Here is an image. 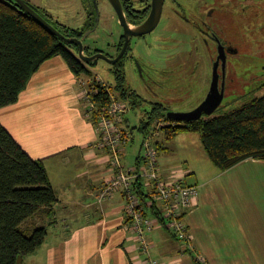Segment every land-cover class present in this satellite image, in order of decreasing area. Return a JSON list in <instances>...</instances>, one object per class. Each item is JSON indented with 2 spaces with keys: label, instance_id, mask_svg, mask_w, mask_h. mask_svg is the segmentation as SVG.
<instances>
[{
  "label": "crops",
  "instance_id": "crops-1",
  "mask_svg": "<svg viewBox=\"0 0 264 264\" xmlns=\"http://www.w3.org/2000/svg\"><path fill=\"white\" fill-rule=\"evenodd\" d=\"M83 75H75L63 57L54 56L31 75L16 102L0 107L1 125L32 159L43 161L57 196L56 203L40 208L22 227L27 232L50 228L36 250L44 264H148L122 192L96 201L114 174L108 149L97 145L101 135L94 117L85 115L77 94ZM178 135L161 131L155 137L158 167L165 178L176 173L183 184L197 186L183 218L193 249L186 250L184 242L155 225L153 256L159 264H201L197 255L208 264H264V160L248 158L220 171L208 164L204 150L202 169L190 163L180 167V158L168 155L175 152ZM133 140L131 132L127 149L128 142L120 150L127 167L141 163V145ZM70 158L71 167L66 165ZM36 251L24 256L25 264H37Z\"/></svg>",
  "mask_w": 264,
  "mask_h": 264
},
{
  "label": "rangeland",
  "instance_id": "rangeland-1",
  "mask_svg": "<svg viewBox=\"0 0 264 264\" xmlns=\"http://www.w3.org/2000/svg\"><path fill=\"white\" fill-rule=\"evenodd\" d=\"M66 1L39 0V3L43 2L45 4L43 7L54 16L52 20L65 24L70 33L73 30L82 31L88 26L89 21L94 22V17L89 19L83 14L75 16L55 14L57 9L60 11L64 9ZM106 7L108 6L104 3L100 5L97 26L83 40V44L90 50L99 48L114 55L116 50L112 43L121 28L116 24V18L105 13ZM74 8L82 9L81 3H75ZM212 10L216 16H223L229 20L232 18L231 29L227 28V33L222 37L224 41L232 42L237 51L227 57L225 95L222 103L211 115L204 114L203 117L231 113L239 109L250 96L264 94V0H241L238 4L236 0H179L177 3L166 0L157 26L146 34L132 37L130 45L134 56L129 62L130 49L124 59L128 84L144 98L143 102L137 103L125 114L133 129L136 147L142 144L144 134L138 131V128L145 121L144 111L150 110L151 102L161 103L168 111L187 113L205 100L211 86L212 65L216 52L206 46L201 38L202 34L200 35L193 27V23L190 24L176 11H181L186 17L201 18ZM54 24L59 26L57 22ZM200 25L204 26L203 23ZM59 27L65 31L62 26ZM138 61L141 63L139 69ZM91 68L93 72L85 76L86 78L97 74L106 81V84L108 81H115L112 66L106 60L99 59ZM141 71L142 77L139 76ZM129 142L125 146L126 149ZM161 145L168 147L164 142ZM175 147V152L168 155L180 158L178 166L186 167L187 163H190L197 169L203 168L205 152L200 133L194 131L179 133L175 138ZM207 162L214 168L209 159ZM73 164L72 158L66 163L69 167ZM49 230L47 226V231ZM49 239L50 237L47 238L45 246L49 244ZM36 252L37 264H44L42 252ZM24 258L19 264L27 262L28 259L24 261Z\"/></svg>",
  "mask_w": 264,
  "mask_h": 264
},
{
  "label": "trees",
  "instance_id": "trees-1",
  "mask_svg": "<svg viewBox=\"0 0 264 264\" xmlns=\"http://www.w3.org/2000/svg\"><path fill=\"white\" fill-rule=\"evenodd\" d=\"M56 28L66 37L78 38L83 33ZM77 47L76 43L59 38L13 0H0V107L16 102L31 75L54 56L63 57L75 75L92 74L93 64L78 57ZM111 66L115 81L107 82L109 88L128 100L132 108L143 102L144 98L130 93L125 86L124 73L119 74ZM99 93L104 95L106 91L102 88ZM166 110L161 103L151 102L150 110L144 111L145 121L139 125L144 135L156 118H166ZM161 131L171 136L187 131L200 133L208 158L220 171L248 158L264 160V94L250 96L231 113L209 118L202 115L188 122L173 121V125ZM154 144L158 150L159 143L154 140ZM135 188L145 204V214L159 215L156 204L146 200L142 184L136 181ZM56 202L43 161L32 159L0 123V264H19L25 255L43 244L47 235L44 226L27 232L22 224L40 208Z\"/></svg>",
  "mask_w": 264,
  "mask_h": 264
},
{
  "label": "built area",
  "instance_id": "built-area-1",
  "mask_svg": "<svg viewBox=\"0 0 264 264\" xmlns=\"http://www.w3.org/2000/svg\"><path fill=\"white\" fill-rule=\"evenodd\" d=\"M85 76L88 75H83L78 80L77 94L81 103L85 105V115L94 117L96 130L101 135L97 145L108 149L114 174L99 191L96 201L101 203L115 191L122 192L127 215L148 264H159V260L153 256L151 243V231L155 225L165 227L184 242L186 250H192L193 245L189 242L191 237L183 218L197 196V186L183 184L176 173L163 177L159 171L158 150L154 144L160 129L173 125V121L167 117L156 118L150 131L144 135L141 144V163L130 167L124 166L120 159V150L130 140L132 132L129 123L125 121V114L130 109L129 102L121 99L97 74L89 78ZM102 88L106 91L104 95L99 93ZM136 181L144 187L148 201L156 204L159 215L148 217L145 214L143 200L135 188ZM195 258L201 264H208L200 255Z\"/></svg>",
  "mask_w": 264,
  "mask_h": 264
},
{
  "label": "flooded vegetation",
  "instance_id": "flooded-vegetation-1",
  "mask_svg": "<svg viewBox=\"0 0 264 264\" xmlns=\"http://www.w3.org/2000/svg\"><path fill=\"white\" fill-rule=\"evenodd\" d=\"M25 3H27L33 10H35L37 13H39L43 18H45L49 23L54 25V27H58L61 29L59 26H62L64 30H67V26L65 24H61L58 21H53L54 16L48 12L45 4L43 2L39 3V0H24ZM116 1V0H114ZM121 3V8H116L114 5H112L111 0H67L66 4L64 5L63 10H58L55 11V14L61 15V13L66 14L68 16H75V15H86L87 18H92L94 17V22L92 23L91 21L88 22V26L83 30V33L88 30L92 29V31L95 29V24H97V17H99V9L100 5L104 3L108 7L105 8V13L110 14L112 17L116 18V24L120 25L121 30H118V32L115 35V41L112 43L114 46L116 53L114 55H110L107 52L103 51L102 49L99 48H94L90 50V48L86 47L84 44V53L86 55H94L97 53H103L107 55L108 57L115 59L119 57L120 53L122 52L125 44V26L127 27H134L142 23L145 19L148 18L150 15L152 9H153V4L154 0H118ZM166 0H162V7H161V14L160 18L163 13L164 9V4ZM175 3H177L179 0H172ZM241 0H236V3L238 4ZM75 3H81L82 9L81 8H74ZM178 14L181 15L184 19H186L190 24L193 23V27L198 31V33L201 35V38L205 41L209 49H212L213 51L215 50L216 55H217V48L218 45H222L223 48L226 50V56L230 54V50H234L237 48L232 44V42L224 41V38L222 35L227 33V28L231 29L232 25V18L229 20L226 17L223 16H216L215 11L212 10L210 11L209 14H206L204 17L201 18H194V17H186L183 15L181 11H176ZM122 17L125 19V22L122 20ZM159 18V21H160ZM209 20V23L207 21ZM158 21V23H159ZM193 21V22H192ZM54 22L59 25L56 26ZM125 23V25L123 24ZM200 23H203L204 26L202 27ZM90 25V26H89ZM157 26V25H156ZM69 29V28H68ZM82 33V35H83ZM91 33V32H90ZM81 35V36H82ZM143 35V34H142ZM80 36V37H81ZM88 36V35H87ZM136 35L130 34L128 36L127 44L125 47V50L123 54L115 61V63L111 64L115 66L116 71L119 74H123L126 77V65L124 64V59L127 57L128 51L131 49V53L128 54V61H132L131 58H133L134 54L130 45V40L132 37ZM78 37V38H80ZM78 46V45H77ZM78 48V47H77ZM87 50V51H86ZM78 54V52H77ZM215 55V57H216ZM132 56V57H131ZM215 57L213 59V62L215 60ZM101 59V58H99ZM98 59V60H99ZM104 60V59H103ZM228 58H226L227 62ZM98 62V61H97ZM91 63V62H89ZM137 68H140L141 63L138 61ZM88 64V63H87ZM93 64V63H92ZM95 65V64H93ZM136 68V70H137ZM138 73V70H137ZM140 77L143 76V72L141 71ZM125 86L128 87L130 90V93H136L137 90L131 87L130 84H128L127 77H126V83ZM220 87V84H219ZM118 94V93H117ZM119 95V94H118ZM140 95V94H139ZM120 96V95H119ZM128 101V100H126ZM129 102V101H128ZM130 108H131V103L129 102ZM168 111V110H166Z\"/></svg>",
  "mask_w": 264,
  "mask_h": 264
},
{
  "label": "water",
  "instance_id": "water-1",
  "mask_svg": "<svg viewBox=\"0 0 264 264\" xmlns=\"http://www.w3.org/2000/svg\"><path fill=\"white\" fill-rule=\"evenodd\" d=\"M13 1L17 3L19 6H21L22 9L27 14L34 17L37 21H39L41 24H43L46 28H48L51 32L56 34L59 38H61L65 42L76 43L78 45V54H77L78 57L85 63L91 62L93 64H96L99 58L104 59L111 64L115 63V61H117V59L123 54L127 44L128 36L130 34L133 35L146 34L152 31L156 27L160 18L161 7H162V0H154L153 9L147 19H145L142 23L134 27L125 26L126 40H125L124 48L120 53L119 57L112 59L103 53H97L90 56L84 53L83 40L87 37L88 34H90L92 29L86 30L80 38L66 37L57 28H55L54 25L49 23L45 18H43L39 13L33 10L27 3H25L24 0H13ZM111 3L116 8H121V3L118 0L116 1L111 0ZM122 20L125 22V19L123 17ZM124 22L123 24L125 25L126 22L125 23ZM96 25L97 24H95V26ZM236 51L237 50L234 49V50H230L229 52L231 54H234L236 53ZM226 58H227L226 50L223 48L222 45H218L217 55L212 65L213 69H212L211 86L205 100L191 112L181 113L175 111H167L166 117L168 119L179 122H188V121L197 120L200 117H202V115L204 114L211 115L213 113V111L222 103V100L225 95L224 77H225Z\"/></svg>",
  "mask_w": 264,
  "mask_h": 264
}]
</instances>
